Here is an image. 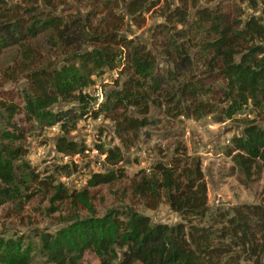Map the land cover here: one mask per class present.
Listing matches in <instances>:
<instances>
[{"label":"trees","instance_id":"16d2710c","mask_svg":"<svg viewBox=\"0 0 264 264\" xmlns=\"http://www.w3.org/2000/svg\"><path fill=\"white\" fill-rule=\"evenodd\" d=\"M86 1L80 16L56 13V0H0V52L9 49L21 57L5 70L9 75L20 71L24 82L15 95L0 99V205L33 194L26 193L27 183L36 175L22 160L27 152L22 141L31 131L57 124L56 150L76 153L82 147L66 134L82 118H109L115 136L124 141L150 123V103L159 102L170 117L213 114L215 121L231 119L249 104L264 110V0H163V6L161 0ZM243 3L259 13L243 19ZM156 8L164 21L152 31L154 48L119 33L125 17L142 27L145 14ZM40 34L55 42V63L42 64L40 53L27 43ZM105 70L117 77L96 102L86 89ZM245 120L242 133L233 135L225 149L243 179L264 166V124ZM96 146L110 167L91 172L70 194L85 216L73 213L67 224L38 234L48 263L79 264L85 251L97 264H240L242 256L255 257V264L264 261V204L211 212L198 160L191 166L181 159L157 162L149 175L131 181L132 194L148 208L165 200L180 222L152 223L129 205L96 215L87 187L124 176L116 166L120 147ZM65 197L63 185H54L51 199ZM30 251L18 238H0V264H39Z\"/></svg>","mask_w":264,"mask_h":264},{"label":"rangeland","instance_id":"374dc122","mask_svg":"<svg viewBox=\"0 0 264 264\" xmlns=\"http://www.w3.org/2000/svg\"><path fill=\"white\" fill-rule=\"evenodd\" d=\"M201 3L204 1L201 0ZM86 5V0H56L55 12L61 15L82 16L87 9ZM120 5H123V2ZM158 5L163 6V0ZM251 7L246 3L242 4L243 19L247 15L259 13V10ZM193 12L190 11V19L194 16ZM161 15L160 8L148 11L142 27H137L130 16H127L119 33L136 36L153 47L155 40L152 42V31L157 23L164 21ZM27 43L34 47L36 54L40 53L42 64L55 63L53 57L57 49L55 42L47 34H40ZM15 53L16 51L9 49L0 52V99L15 95L14 91L24 84L23 73L16 71L9 75V69L5 70L7 66L12 65V61L20 62L21 57H14ZM57 57L60 59V55ZM162 65L169 67L171 64L162 62ZM116 77L114 70H105L101 75L94 77V84L86 90L99 102ZM213 117V114L198 119L170 117L159 102L150 103L147 113L150 123L138 131V137L129 134L124 136V141L115 136L113 121L109 118L103 115L82 118L76 127L66 134L68 140L82 147L76 153L56 150V139L61 135L57 124L27 133L22 141L27 151L22 160L36 175V180L27 183L30 186L26 193L33 191V194L31 197L21 198L22 202H6L0 205V238H18L23 245H28L33 262L51 264L39 250L38 234L52 232L67 224L73 213L86 215L84 208L73 204L71 195L85 185L91 172L100 171L103 166L110 167L105 163L104 154L96 145H101V149L108 145L120 147L122 160L117 162L116 166L121 167L124 174L117 180L87 187L94 212L98 216L108 208L120 209L129 205L149 216L152 223L172 225L180 222V215L173 211L165 200L151 209L140 200L141 197L133 195L130 189L131 181L139 179L142 174L149 175L157 162L167 165L180 159L181 163L184 161L188 166L196 160L199 161L211 212L218 207L231 208L240 203L264 204V166L256 168L253 175L243 179L231 157L225 154L231 137L242 133L245 119H254L259 124H264V110L249 104L231 119L215 121ZM57 184L63 185L67 194V197L60 201L51 199L53 187ZM52 207H55V210H52ZM238 259L240 264H255L256 261L255 257L242 256ZM97 262L98 259L92 252L85 251L79 264ZM259 263L264 264V261L261 259ZM219 264H229V261H221Z\"/></svg>","mask_w":264,"mask_h":264}]
</instances>
